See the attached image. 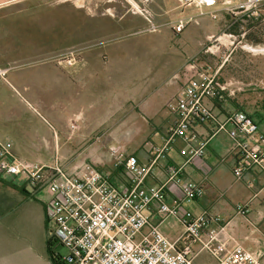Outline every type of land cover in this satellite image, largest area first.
I'll use <instances>...</instances> for the list:
<instances>
[{
	"label": "crops",
	"instance_id": "1",
	"mask_svg": "<svg viewBox=\"0 0 264 264\" xmlns=\"http://www.w3.org/2000/svg\"><path fill=\"white\" fill-rule=\"evenodd\" d=\"M151 9L152 12H166L173 21L179 18V10H182L176 0H155ZM157 16L154 21L158 25ZM201 27L205 38L212 33L208 31V25ZM247 43L264 47V41ZM213 55L205 52L203 59L218 70V81H232L239 89L235 97L215 108L217 121L224 122L233 112H245L264 133V54L253 55L227 47L219 55ZM86 58L84 56L83 63L73 67L42 68L36 74L39 80L35 82H30L31 69L10 72V69L0 68L8 71L5 77L0 75V141L10 142L14 154L22 160L48 166L58 163L67 170L75 164L65 165L64 157L85 156V160L96 164L114 187L127 191L131 188L128 163L135 160L141 165L148 164L155 151L166 143L168 130L176 121L168 104L182 96L184 86L192 76V73L180 71L188 60L186 57L178 62L172 60L168 65L172 67L170 72L159 77V69L150 72L142 65L132 68L119 57L111 58L112 62L118 61L116 67L113 63L111 67H105L97 57L103 67L97 62L95 66L81 69L87 64ZM177 71L181 76L173 81ZM6 81L25 90L28 106L20 99L22 109H37L40 117L37 124L31 126L25 121L22 110L10 104V85ZM19 89L17 94L21 95ZM109 125H119L118 138L127 144L119 169H110L112 161L107 158L111 145L106 141L111 138L95 145L88 143L97 133L109 136ZM70 126H75L71 140L68 139ZM212 128L209 123L196 127L200 139L212 135L205 150V160L211 168L208 175L186 163V158L180 154L185 143L176 140L147 178L146 186L164 183L170 166H182L183 179L204 185V195L187 208L196 216L207 212L219 218L220 226L224 228L223 236L233 239L227 242V247L239 243L262 254L264 260V172L254 168L241 178L235 177L233 170L238 158L230 136L233 127L226 124L215 136ZM128 135L131 138H127ZM164 202L173 205L175 201L166 197ZM241 204H248L246 215L238 211ZM159 206V202H154L148 214L153 222L160 224L162 232L175 241L183 233V227L174 218L163 220L158 213ZM213 227L219 225L210 224L204 233ZM193 248L198 252L200 245ZM199 259L202 264H215L206 252L199 254L196 261ZM0 264H53L48 248L46 194L20 179H0Z\"/></svg>",
	"mask_w": 264,
	"mask_h": 264
},
{
	"label": "built area",
	"instance_id": "2",
	"mask_svg": "<svg viewBox=\"0 0 264 264\" xmlns=\"http://www.w3.org/2000/svg\"><path fill=\"white\" fill-rule=\"evenodd\" d=\"M26 0H6L0 7ZM181 9H196L197 17L179 19L174 25L175 33H182L191 24H198V17L218 19L219 13L243 14L258 19L264 0H176ZM155 0H143L140 13L148 22L150 32L159 26L151 5ZM133 6V5H132ZM220 7V10H216ZM134 8V6H133ZM264 21V18H263ZM248 31L239 34L223 33L216 38L219 46L239 48L249 54H264L263 46H253L247 40ZM245 41V43H243ZM192 73L184 86L183 94L169 102L168 109L176 116L169 128L165 145L157 149L146 165L132 160L128 163V182L131 188L121 191L114 187L108 177L89 162L82 161L71 170L58 163L53 166L39 162H27L16 156L10 142L0 141V178L5 181L20 179L46 194V224L48 242L59 264H197L199 254L206 252L215 264H264L262 254L250 251L239 243L227 247L233 240L223 236L224 228L219 218L203 212L194 215L188 208L204 195V185L182 178V166H170L167 180L155 186H146L159 160L168 148L182 140L185 148L180 151L186 163L200 169L204 175L211 172L205 160V150L212 135L199 138L196 127L202 123L213 125V136L232 125L230 136L234 140L237 162L234 175L241 178L245 172L259 168L264 172V133L259 124L245 112L228 114L224 122H218L215 108L236 96L238 88L232 81L220 82L218 70L199 59L186 63L182 72ZM178 73L173 76L178 80ZM5 77L6 72L0 70ZM116 156V166L123 164L122 154L111 147ZM118 154V155H117ZM172 197L174 204L164 202ZM159 202L158 213L163 220L174 218L183 233L171 241L153 222L148 211ZM246 215L248 204L238 206ZM210 224L213 227L205 234ZM194 245H200L198 252ZM56 246L66 250L57 252Z\"/></svg>",
	"mask_w": 264,
	"mask_h": 264
},
{
	"label": "rangeland",
	"instance_id": "3",
	"mask_svg": "<svg viewBox=\"0 0 264 264\" xmlns=\"http://www.w3.org/2000/svg\"><path fill=\"white\" fill-rule=\"evenodd\" d=\"M142 1L26 0L6 4L0 7V68L10 69V72L31 69L33 72L30 82H35L39 80L36 74L42 68L77 66L83 63L84 56H87V64L81 69L95 66L97 62L101 63L97 57L101 58L105 67H111L112 63L116 67L118 61L112 62L111 58L119 57L132 68L142 65L150 72L159 69L161 71L159 77H165L172 68L168 66L172 60L178 62L180 58L186 57L188 61L199 59L205 62L203 59L205 52L214 56L213 54L219 55L221 50L227 49V46L221 47L215 41L223 33L236 35L244 28L248 31V41L254 43L264 41V6L258 19L239 13L220 12L216 20L210 16L198 17V24L191 23L182 33H175L176 21L188 16L196 18L198 14L196 9L179 10V18L175 21L169 17L170 15L167 16L166 12L157 10L153 14L156 12L158 15L156 21L161 26L157 32L150 33V26L144 16L133 13L136 12L133 6L141 7ZM216 10H220V7ZM204 24L208 25V31L212 32L206 38L201 27ZM218 27L219 30H216ZM101 66L103 67L102 63ZM172 80L175 81L173 77ZM6 83L10 85L8 86L11 91L8 95L10 104L22 110L25 121L31 126L37 124L40 121L37 109L30 105L33 111L22 109L21 100L22 103L27 102L24 99L27 98L25 90L19 89L16 83L13 85L7 81ZM17 89L21 95L17 94ZM109 126L111 131L109 136H105L106 139L102 133H97L88 143L89 145L103 143L109 137L111 140L106 141L107 144L118 149V153L123 155L127 144L125 141L120 142L118 138L119 125ZM72 132L73 126H70L69 140L72 138ZM127 138L131 137L128 135ZM108 149L107 158L112 161L110 169H119L120 165L116 166V156L112 155L110 147ZM83 160L86 161L85 156L68 155L64 157L63 162L70 166L77 165ZM56 250L61 255L66 254L62 247L56 246ZM201 259L196 263L202 264Z\"/></svg>",
	"mask_w": 264,
	"mask_h": 264
},
{
	"label": "trees",
	"instance_id": "4",
	"mask_svg": "<svg viewBox=\"0 0 264 264\" xmlns=\"http://www.w3.org/2000/svg\"><path fill=\"white\" fill-rule=\"evenodd\" d=\"M11 185L14 186L13 184H11ZM21 190L23 191V188H21ZM48 248H49V257H50L51 261L53 262V264H59V260L57 259V257H55V253L52 249V243L51 242H48Z\"/></svg>",
	"mask_w": 264,
	"mask_h": 264
},
{
	"label": "bare ground",
	"instance_id": "5",
	"mask_svg": "<svg viewBox=\"0 0 264 264\" xmlns=\"http://www.w3.org/2000/svg\"><path fill=\"white\" fill-rule=\"evenodd\" d=\"M134 8L137 10V12L140 11V8L139 7L135 6ZM73 128H75V126H73Z\"/></svg>",
	"mask_w": 264,
	"mask_h": 264
}]
</instances>
